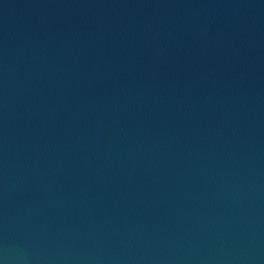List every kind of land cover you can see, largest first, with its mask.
I'll use <instances>...</instances> for the list:
<instances>
[{"label": "water", "instance_id": "95a60500", "mask_svg": "<svg viewBox=\"0 0 264 264\" xmlns=\"http://www.w3.org/2000/svg\"><path fill=\"white\" fill-rule=\"evenodd\" d=\"M0 264H264V0H0Z\"/></svg>", "mask_w": 264, "mask_h": 264}]
</instances>
